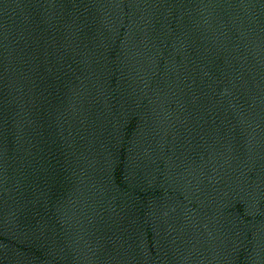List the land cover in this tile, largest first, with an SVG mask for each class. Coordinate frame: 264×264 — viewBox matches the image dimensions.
Masks as SVG:
<instances>
[{"label": "water", "instance_id": "water-1", "mask_svg": "<svg viewBox=\"0 0 264 264\" xmlns=\"http://www.w3.org/2000/svg\"><path fill=\"white\" fill-rule=\"evenodd\" d=\"M0 264H264V0H0Z\"/></svg>", "mask_w": 264, "mask_h": 264}]
</instances>
